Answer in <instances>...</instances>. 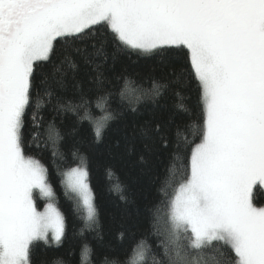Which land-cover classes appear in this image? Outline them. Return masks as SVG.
<instances>
[{
	"label": "snow or ice",
	"instance_id": "1",
	"mask_svg": "<svg viewBox=\"0 0 264 264\" xmlns=\"http://www.w3.org/2000/svg\"><path fill=\"white\" fill-rule=\"evenodd\" d=\"M119 54L154 63L139 84L122 68L114 86L131 84L137 104L172 89L179 112L177 86L195 91L202 120L193 139L186 133L173 144L183 159L162 189L172 195L160 264H264V204L254 197L257 186L264 189V0H0V264H47L34 259L36 242L62 244L64 217L52 203L42 212L34 203V189L49 197L52 190L25 146L41 149L46 126L50 135L65 112L87 119L92 95H112L103 88L112 83L104 67ZM82 67L93 73L87 89ZM172 123L145 121L135 135L146 150L167 149ZM104 130L95 123L97 141ZM88 176L77 167L68 178L95 221ZM117 192L127 199L122 187ZM144 243L132 246L141 258ZM104 264L120 262L105 255Z\"/></svg>",
	"mask_w": 264,
	"mask_h": 264
},
{
	"label": "trees",
	"instance_id": "2",
	"mask_svg": "<svg viewBox=\"0 0 264 264\" xmlns=\"http://www.w3.org/2000/svg\"><path fill=\"white\" fill-rule=\"evenodd\" d=\"M110 63L111 60L105 64L104 73L112 83L106 82L103 88L112 95L104 100L92 95L87 119L81 120L74 113L65 112L55 120L50 135L46 126L41 149H36L35 145L31 149L25 146V155L40 159L44 165L55 206L65 220L66 235L62 244L45 246L41 241L36 242L34 259L43 257L47 264H104L105 255L109 261L120 264H160L170 240L164 205L171 198L172 189H167V195L162 189L183 159L182 155L173 154V144L176 140L183 143L186 133L189 140L193 139L202 123L196 93L189 94L177 86L184 112L174 108L176 98L172 89L156 103L142 100L137 104L132 85L125 87L121 80L114 86V75L127 68L129 81L139 84L154 61L135 54H119L114 67L109 68ZM37 64L47 70L45 62ZM92 75L89 69L81 68L78 78L85 89L91 86L89 77ZM121 88L125 90L123 98L119 95ZM133 106L139 110L132 112ZM109 112L116 115V119L106 120ZM170 117L173 123L169 125L168 134L173 143L167 149L146 150L144 141L135 135L137 128L145 121L155 124ZM98 121L105 123L99 141L93 132ZM177 126L182 130L177 132ZM142 155L144 162H140ZM77 167H85L89 172L95 221L86 218L77 199L63 186V175ZM121 187L126 200L119 198L117 189ZM254 197L258 205L264 204V190L259 186L254 189ZM157 206L159 213L155 211ZM141 240L145 241L142 258L132 251L133 244Z\"/></svg>",
	"mask_w": 264,
	"mask_h": 264
},
{
	"label": "rangeland",
	"instance_id": "3",
	"mask_svg": "<svg viewBox=\"0 0 264 264\" xmlns=\"http://www.w3.org/2000/svg\"><path fill=\"white\" fill-rule=\"evenodd\" d=\"M72 170L68 171L67 173H65L63 175V186L65 188V190L67 191V193H70L71 195H73L78 203H79V206L81 207V209L84 211V214L87 218V209H86V206L83 204L82 202V197L80 195L79 192L75 191L73 189V187L71 186V183L69 182V174L71 173ZM49 186V185H48ZM50 187V186H49ZM264 190V189H263ZM33 200H34V203L36 204L37 206V210L38 211H44L45 207L49 204V203H52L54 206H55V203H54V198H53V194L49 197V196H46L43 192H41L39 189H34L33 190ZM42 203V205H41ZM38 205H40L41 207L38 208ZM56 207V206H55ZM49 236H51V232L49 233ZM42 242V241H41Z\"/></svg>",
	"mask_w": 264,
	"mask_h": 264
}]
</instances>
